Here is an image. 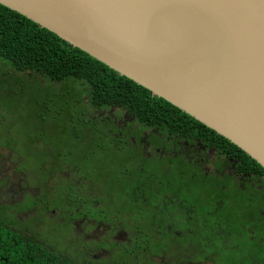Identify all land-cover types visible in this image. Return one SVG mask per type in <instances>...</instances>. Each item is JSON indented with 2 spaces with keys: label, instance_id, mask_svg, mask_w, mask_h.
Segmentation results:
<instances>
[{
  "label": "flooded vegetation",
  "instance_id": "1",
  "mask_svg": "<svg viewBox=\"0 0 264 264\" xmlns=\"http://www.w3.org/2000/svg\"><path fill=\"white\" fill-rule=\"evenodd\" d=\"M41 81L0 63L4 229L48 245L69 241L65 253L77 264L129 255L130 264H264V176L237 170L236 158L196 138L143 127L116 107H68L64 92L47 84L41 101L24 105L46 122L33 145L46 136L59 143L28 158L40 174L20 168L15 146L24 132L3 98L23 86L38 94ZM55 95L61 107L40 112Z\"/></svg>",
  "mask_w": 264,
  "mask_h": 264
},
{
  "label": "water",
  "instance_id": "2",
  "mask_svg": "<svg viewBox=\"0 0 264 264\" xmlns=\"http://www.w3.org/2000/svg\"><path fill=\"white\" fill-rule=\"evenodd\" d=\"M264 167V0H0Z\"/></svg>",
  "mask_w": 264,
  "mask_h": 264
},
{
  "label": "trees",
  "instance_id": "3",
  "mask_svg": "<svg viewBox=\"0 0 264 264\" xmlns=\"http://www.w3.org/2000/svg\"><path fill=\"white\" fill-rule=\"evenodd\" d=\"M0 63L22 76H38L42 80L38 94L47 92V84L59 92L54 85L60 84L62 92L72 93L80 106L116 107L143 127L159 128L167 136L201 140L236 158L237 170L264 176V167L215 130L1 3ZM32 99L31 94L28 100ZM64 248L60 243L36 240L30 232L10 233L0 222V264H77Z\"/></svg>",
  "mask_w": 264,
  "mask_h": 264
},
{
  "label": "rangeland",
  "instance_id": "4",
  "mask_svg": "<svg viewBox=\"0 0 264 264\" xmlns=\"http://www.w3.org/2000/svg\"><path fill=\"white\" fill-rule=\"evenodd\" d=\"M54 86H58L59 88H55L59 91H62L61 89V85L60 84H56ZM23 88V89H21ZM21 88H16L14 91L12 92H8L4 94V98H3V102L7 103L9 105H6L5 107L9 108L11 105L14 104V110L16 115L15 116H10V120L13 121V126L14 128L17 127L19 128V132L21 134V132H24V134H21L22 139H17V143L15 146V150L17 153H19L22 157V163L19 166L20 168H28L29 170L33 171V173L40 174V170L39 167L35 166L36 163H38L37 160H29L28 158L31 157V154H36V155H40L42 157H44V155H46L48 153L49 148L52 145H56L59 142L54 141L53 137H49L46 136V139L43 143V145H38L37 143H35L33 145L32 140H34L35 142L37 141L36 137H33L35 131L38 130V128H41L42 126L46 125V122H40V121H36L33 120L32 118V111H30L29 114H26L28 110V107L30 106L29 104L24 105V103L26 102V100H28L29 96L32 94V98H35L36 101H41L43 99V95L42 94H36L35 91L36 89H32L30 90L29 87L23 86ZM39 93V91H38ZM2 94V92H0V95ZM58 95H55L54 97H52V99L50 100L49 103H45L46 105H41L42 108L40 109V112H44V108H54V109H59L61 106L58 103L57 100ZM64 98L67 101L68 104L70 105H75L78 108H80V103L76 100V98L72 95V93L66 91L64 94ZM34 109V108H33ZM26 114V115H25ZM41 114L38 113V118H41ZM17 118V119H16ZM50 127V126H49ZM26 137V138H25ZM69 148H72V144H68L67 145ZM39 147V148H38ZM39 151H44V153H40ZM229 163L226 164V168L229 167ZM32 173V174H33ZM32 175L30 176V179ZM34 177V175H33ZM12 177H10L11 179ZM70 192V191H69ZM72 193V192H70ZM201 217V216H200ZM41 229V228H40ZM42 230V229H41ZM67 244V245H66ZM69 241H64L61 242L60 241V245L61 246H68ZM246 248H249V245L244 244V247H242L243 250H245ZM230 251H234V253L231 254H238L239 250L238 249H231ZM228 253V252H227ZM116 256V255H115ZM117 259V263L116 260ZM112 262H110L111 264H130V255L127 258L123 259V256H116L114 258L111 259Z\"/></svg>",
  "mask_w": 264,
  "mask_h": 264
}]
</instances>
